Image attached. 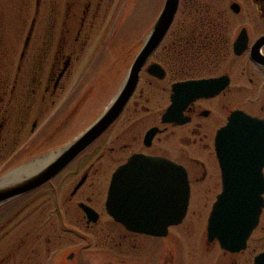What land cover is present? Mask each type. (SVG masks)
Segmentation results:
<instances>
[{"label":"flooded vegetation","instance_id":"obj_1","mask_svg":"<svg viewBox=\"0 0 264 264\" xmlns=\"http://www.w3.org/2000/svg\"><path fill=\"white\" fill-rule=\"evenodd\" d=\"M193 1L180 0L173 22L141 68L137 86L118 118L52 179L0 205V246L8 236L2 244L4 252L16 243L15 250L0 257V264H23L17 252L29 239L38 245L46 241L50 248L57 230L55 218L64 227L68 210L74 207L82 215L84 226L78 236L84 240L98 231L94 229L104 213L114 225L96 234L102 238L96 241L99 264H254L256 255L264 253V206L245 249H224L217 238L207 236L209 216L223 190L216 148L219 130L230 123L261 120L264 124V0H203L196 6ZM31 5L32 0H0V177L11 171L17 175L27 163L70 141L65 134L72 123L119 73L115 63L105 70V82L96 73L89 85L83 81L77 89L66 90L94 32L107 23L113 0H34L33 10ZM13 18L19 25L9 31L1 23ZM240 40L243 43L236 48ZM153 64L163 71L162 77L148 70ZM187 81L195 83V90L179 92L178 103L169 112L173 85ZM66 91L70 99L63 110L66 99H58ZM238 111L250 118L232 120ZM133 157L163 158L186 170L190 201L182 222L166 227L160 219L165 212L162 177L152 167L132 168L126 174L124 212L131 227L107 212L112 178ZM64 175L76 176L67 195L60 194L56 183ZM196 185L201 195L213 199L193 207ZM99 186L105 187L102 204L101 196L99 200L90 191ZM86 188L89 191L82 192ZM81 192L82 198L72 205ZM83 204L94 210L96 220L89 221ZM35 228L34 237L26 231L16 238L20 231ZM14 230H19L15 236ZM255 231L262 235L253 236ZM106 242L114 251L104 250ZM74 256L71 252L66 260Z\"/></svg>","mask_w":264,"mask_h":264},{"label":"water","instance_id":"obj_2","mask_svg":"<svg viewBox=\"0 0 264 264\" xmlns=\"http://www.w3.org/2000/svg\"><path fill=\"white\" fill-rule=\"evenodd\" d=\"M179 2L180 0H165L161 12L128 67L117 94L97 119L70 141L60 146L58 150L32 160L21 169L42 161L38 168H34L30 172H22L21 175L16 176L11 171L0 177V205L30 192L42 183L52 179L55 174L60 172L81 150L90 145V142L99 137L118 118L137 86L141 68L155 52V48L160 44L173 22ZM240 41L236 43V48L238 43L242 45L243 41ZM148 70L159 77L163 76V71L157 64H153ZM159 72L160 74H158ZM194 85L193 81L173 85L172 100L174 101L168 109L169 112L172 111L175 102L178 103V93L181 91H185V93L193 92L195 90ZM249 118L250 116H246L240 111L231 116V119L236 121ZM216 148L223 168V190L217 196V201L214 203L209 216L207 236L209 240L217 238L222 248L235 252L245 249L246 241L256 227L264 206V177L262 175L264 166V124L261 120L230 123L219 130ZM136 167H138L137 170L148 167L160 170L165 212L159 217L164 219L166 227L170 224L182 222L190 201L187 173L182 166L173 162L169 163L163 158L133 157L128 164L118 168L112 178V184L105 202L107 212L112 216L114 215L118 222L131 227L129 225L131 218L124 212L127 199L126 174ZM170 186L173 192L170 190ZM171 197L174 200L173 205L170 200ZM146 201L149 202L148 199ZM82 207L88 214L89 221L96 220L98 215L94 210L84 204ZM167 207L168 209H166ZM133 219L137 220L138 218L134 217ZM144 225L145 223L142 224L139 230H143ZM148 232L152 235L163 233L161 231ZM262 258H264V253L256 255L254 264H261Z\"/></svg>","mask_w":264,"mask_h":264},{"label":"rangeland","instance_id":"obj_3","mask_svg":"<svg viewBox=\"0 0 264 264\" xmlns=\"http://www.w3.org/2000/svg\"><path fill=\"white\" fill-rule=\"evenodd\" d=\"M204 1L208 3L212 2L211 0ZM164 2L165 0H113V6L109 12L110 14L108 15L107 23L99 28L98 31L94 32L92 41H90L89 43L90 46L84 51V55L80 58L79 62L75 64L76 68L74 70L73 76L69 80V83H67L66 90L74 87H76L77 89V87H79L80 83L83 81H85L86 85H89L90 78L93 74L96 73L102 74L103 76L101 77V80L105 82V70L111 66L113 67L115 63L116 67H118L119 69V73L116 72L117 78L115 77L113 82L110 81V84H108L109 86L107 85L108 88L103 90L98 95V98L95 101L89 103L91 105H89L88 109H86L78 117V119L74 123H72V126L65 134L67 139L74 138L79 134L80 131L87 128L89 124L97 119L101 112L109 105V102L115 96L118 88L122 84L123 78L126 73L125 71L130 63V59L140 49L145 36L149 32L150 28L156 21L155 19L161 12ZM33 3L34 0H32V10L34 9ZM7 12L8 11H6L5 14H7ZM1 24L3 25V27L4 25L7 26V30L10 31L11 29L16 28L15 24L19 25V20L16 19L15 23V19L13 18V20L4 21ZM125 55L130 56L128 57V59H125ZM143 85L144 84L142 83L139 87ZM67 93L68 92L66 91L63 94H59L60 98L58 99V102H63L66 99L63 110L68 109L67 100L70 99V96L67 95ZM163 104L164 103H162L161 105ZM75 178L76 176L74 177L72 175H64V178L61 177L58 181H56V183L60 186V194H62V192L64 191L66 195L68 194V191L72 186L71 184ZM100 179V181H102L104 179V176L101 175ZM193 189L194 191H192L191 197L192 206L197 203H201L202 205L205 201H209V199L211 201L213 199V196H210L209 198L207 195H201L198 192V190L200 189L198 185L194 186ZM85 190L89 191L86 188L83 189L82 192ZM90 191H94L99 200L101 196L100 202L102 204L105 199V187L99 186L98 188L94 190L92 189ZM82 192L79 196L74 197L72 205H75L76 202L79 201L80 198H82ZM100 206L102 207V205ZM55 220V226H57V230H55L52 234V241L51 243H49L50 248H48V245L45 241V235H42V242L45 241L42 245L33 244V239H29L27 243L19 246L20 250L17 252L16 257L18 261L23 260V264L100 263L101 258L96 253L100 250V248L97 249L96 241L98 242L99 239L102 240V238H99V236H96V234L99 230L101 231L107 228L114 229V225L113 223H111L106 213H104L103 219L98 222V225L94 229V231H98L94 233V235H90L91 237L89 236V239L85 240L83 239V236H78L81 235L80 232L83 231L84 224L81 223L82 215L79 214L76 207H74L72 210H68V218L67 220H65L66 223L64 224V227L58 226V221L56 218ZM77 220L79 221V223L77 222ZM85 230L91 231L86 227ZM26 231L28 232V235L30 234L31 237H34V233L38 232L36 228L24 229L23 231H20V234L16 235V238H21V234L24 236ZM17 232H19V230H14V236ZM260 235H262L260 234V231H255L253 236L259 237ZM92 236L94 237L92 238ZM8 237L5 238V241L1 243V258L5 257L8 252L15 250L16 243L15 245H10V247H5V249L7 248V252L3 251L4 248L2 244H4L8 240ZM106 243L107 244L104 246V250L112 249L111 251H114V249L112 248V243ZM183 244H185V241H183ZM27 246H29V248ZM186 246L189 247V243L187 240ZM71 252L75 253L73 260H66L67 254ZM187 252L188 249L185 248L184 253Z\"/></svg>","mask_w":264,"mask_h":264},{"label":"bare ground","instance_id":"obj_4","mask_svg":"<svg viewBox=\"0 0 264 264\" xmlns=\"http://www.w3.org/2000/svg\"><path fill=\"white\" fill-rule=\"evenodd\" d=\"M41 163H42V161H41ZM41 163H36L35 165H31V166H29V167H25V168L21 169V171H20L18 174H20L21 172H30V171L33 170L34 168H38L39 165H41ZM18 174H17V175H18ZM15 176H16V175H15Z\"/></svg>","mask_w":264,"mask_h":264},{"label":"trees","instance_id":"obj_5","mask_svg":"<svg viewBox=\"0 0 264 264\" xmlns=\"http://www.w3.org/2000/svg\"><path fill=\"white\" fill-rule=\"evenodd\" d=\"M201 1H202V0H200V1H199V0H196V1H195V0H194V1H193V4L196 6V5H197V3H199V4H200V2H201ZM196 2H197V3H196Z\"/></svg>","mask_w":264,"mask_h":264},{"label":"snow or ice","instance_id":"obj_6","mask_svg":"<svg viewBox=\"0 0 264 264\" xmlns=\"http://www.w3.org/2000/svg\"><path fill=\"white\" fill-rule=\"evenodd\" d=\"M261 264H264V258L261 259Z\"/></svg>","mask_w":264,"mask_h":264}]
</instances>
